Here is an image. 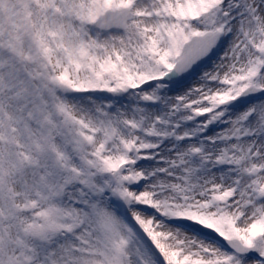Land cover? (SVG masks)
I'll use <instances>...</instances> for the list:
<instances>
[{
  "label": "snow or ice",
  "instance_id": "snow-or-ice-1",
  "mask_svg": "<svg viewBox=\"0 0 264 264\" xmlns=\"http://www.w3.org/2000/svg\"><path fill=\"white\" fill-rule=\"evenodd\" d=\"M0 264H264V0H0Z\"/></svg>",
  "mask_w": 264,
  "mask_h": 264
}]
</instances>
